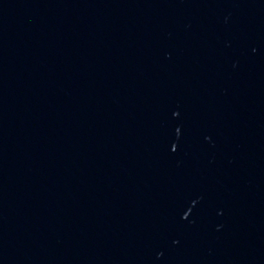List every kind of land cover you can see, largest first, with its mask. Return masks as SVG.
Here are the masks:
<instances>
[{"label": "water", "instance_id": "obj_1", "mask_svg": "<svg viewBox=\"0 0 264 264\" xmlns=\"http://www.w3.org/2000/svg\"><path fill=\"white\" fill-rule=\"evenodd\" d=\"M0 264H264V0H0Z\"/></svg>", "mask_w": 264, "mask_h": 264}]
</instances>
